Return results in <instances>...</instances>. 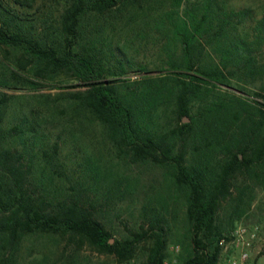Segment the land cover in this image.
<instances>
[{"label":"trees","instance_id":"trees-1","mask_svg":"<svg viewBox=\"0 0 264 264\" xmlns=\"http://www.w3.org/2000/svg\"><path fill=\"white\" fill-rule=\"evenodd\" d=\"M155 5L167 8L154 12ZM181 5L0 0V264H46V247L35 250L32 242L58 237L119 263L140 252L144 264H165L178 208L185 234L177 240V264H218L227 218L232 226L255 187L264 186V15L227 0H196L179 16ZM142 24V39L150 36L165 55L157 76L146 75V64L128 56L119 40L112 44L123 28ZM130 73L144 74L131 80ZM231 80L242 90L259 83L253 95L261 101L214 94ZM71 82L84 90L53 102L45 97L55 109L65 107L55 117L65 123L60 131L32 113L2 126L13 96L1 91ZM67 122L81 131L98 126L118 163L162 171L167 196L148 198L142 224L120 239L99 215L126 187L106 184L105 170L79 147L81 136ZM224 204L229 215L221 216Z\"/></svg>","mask_w":264,"mask_h":264},{"label":"rangeland","instance_id":"rangeland-1","mask_svg":"<svg viewBox=\"0 0 264 264\" xmlns=\"http://www.w3.org/2000/svg\"><path fill=\"white\" fill-rule=\"evenodd\" d=\"M194 1L196 0H182V5L177 11L178 15L181 16L183 14L184 5ZM227 4L236 10L250 8L256 18H260L264 15V0H227ZM166 8L167 5H155L152 11L154 10V12H156L160 9L165 10ZM131 27L132 26L123 28L118 32L112 44L116 45L115 42L119 40V43L123 44L124 50L128 56H135L138 61L146 64L147 68L150 70L146 75L157 76L162 74L164 71H160V68H162V56L165 55L160 51V45H153L150 43L152 41L150 36L147 40L142 39V34L146 31L145 25L137 29H131ZM143 27L144 30H138ZM108 33L111 34L109 30ZM143 74L130 73L125 77L134 80L139 78V75ZM71 85L74 86L75 83H62L54 86L47 83L34 91L28 89L1 91L3 94L13 96L6 107L2 126L7 128L10 124L13 125L17 123L18 118L21 116H29L32 113L37 117L39 122L40 120L43 121L44 123L42 124L47 128L56 132L60 131L65 123L59 122L55 117H57L59 108L62 107L60 110H63L65 107L60 106L55 109V105L50 104V102L48 103L45 97L49 96L51 102H53L55 97L60 93L84 90L82 87L70 88ZM243 88H245V90H242L235 80H231L226 85L217 86L214 90V94H227L225 92H228L243 97L251 103L254 101H261L253 95L254 92L258 91L259 83L247 84ZM161 117L163 118V114ZM187 122H189V120ZM65 128L71 131L75 129L76 132L74 134L81 136L79 147L83 151L90 152L95 156L101 169H103V171L105 170L104 172L107 177L106 184L116 182L126 187V191L121 198H112L110 202L101 208V213L99 215L101 221L110 230L113 237L117 239L138 229L142 224L140 212L141 206L145 201L150 197H156L160 194L163 197L167 196V193H165L163 189L162 171L150 163L144 165H126L123 162H119V164V160L114 158V153L111 151L110 146L107 145L106 141L103 139L100 128L95 124L88 123V125L82 127L81 131V126L72 125L70 122H67ZM105 174H103V176ZM177 212L179 213L178 220L175 225L172 224V230L176 235L169 241L167 249L169 259L165 264H177V258L182 254L181 244H179L177 240H181L182 236L185 234V229L182 223L180 224L179 222L182 219L181 209L178 208ZM227 213H229V208L224 204L220 210V215L222 216ZM227 219L228 220L225 222L226 232L222 238L228 237L238 226L257 229V238L249 251V261L247 264H264V255H262L264 250V186L259 185L255 187L251 196L250 206L239 219L234 221L232 226L228 223L229 217ZM40 241L41 242H32V245H37L35 250H39L41 246L46 247V264H144L145 261V257L142 253L138 252L137 256L130 262L119 263L114 256L100 255L88 246L77 248V246L70 243L67 238L58 237ZM32 245L27 243V248L22 250V255L24 257L28 254V247ZM43 250L44 248L42 251ZM237 251L236 249H228V251L224 252L221 249L218 264H226L229 258L237 256ZM24 264H28V261Z\"/></svg>","mask_w":264,"mask_h":264},{"label":"built area","instance_id":"built-area-1","mask_svg":"<svg viewBox=\"0 0 264 264\" xmlns=\"http://www.w3.org/2000/svg\"><path fill=\"white\" fill-rule=\"evenodd\" d=\"M257 238L256 228L238 226L228 237L219 240V247L225 252L228 249H236L237 256L231 257L226 264H247L249 251Z\"/></svg>","mask_w":264,"mask_h":264},{"label":"water","instance_id":"water-1","mask_svg":"<svg viewBox=\"0 0 264 264\" xmlns=\"http://www.w3.org/2000/svg\"><path fill=\"white\" fill-rule=\"evenodd\" d=\"M188 120L187 119H184V122H187Z\"/></svg>","mask_w":264,"mask_h":264}]
</instances>
